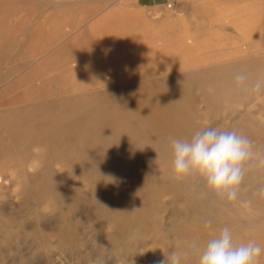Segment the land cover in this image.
I'll return each mask as SVG.
<instances>
[{
    "label": "rangeland",
    "instance_id": "1",
    "mask_svg": "<svg viewBox=\"0 0 264 264\" xmlns=\"http://www.w3.org/2000/svg\"><path fill=\"white\" fill-rule=\"evenodd\" d=\"M236 72L264 77V0H0V264H157L224 226L264 246V168L235 202L171 170L208 127L264 148Z\"/></svg>",
    "mask_w": 264,
    "mask_h": 264
},
{
    "label": "clouds",
    "instance_id": "2",
    "mask_svg": "<svg viewBox=\"0 0 264 264\" xmlns=\"http://www.w3.org/2000/svg\"><path fill=\"white\" fill-rule=\"evenodd\" d=\"M234 80L238 89L264 90V77L250 85L246 73L236 72ZM170 148L173 179L197 175L205 181L208 191L228 202L238 200L247 172L264 168V148L257 147L254 141L235 128L197 130L190 138H172ZM253 195L264 199V186ZM203 223L211 229L213 221L205 219ZM189 250L197 256L198 264H259L264 255V246L252 239L237 243L232 229L224 226L204 243L192 240L188 250L163 252L164 258L157 264H183Z\"/></svg>",
    "mask_w": 264,
    "mask_h": 264
},
{
    "label": "bare ground",
    "instance_id": "3",
    "mask_svg": "<svg viewBox=\"0 0 264 264\" xmlns=\"http://www.w3.org/2000/svg\"><path fill=\"white\" fill-rule=\"evenodd\" d=\"M255 6H256V5H255ZM262 14H263V13H262ZM255 15H256V14H255ZM103 17H104V16H103ZM231 18H232V17H231ZM228 26H229V25H228ZM89 27H90V25H89ZM141 28H142V27H141ZM137 32H138V31H137ZM116 36H117V35H116ZM152 42H153V41H152ZM137 54H138V53H137ZM75 75H76V74H75ZM75 77H76V76H75ZM120 87H121V86H119V88H120ZM263 93H264V92H263ZM87 109H88V108H87ZM97 129H98V128H97ZM84 130H85V129H84ZM84 130H83V131H84ZM81 131H82V130H81ZM81 134H82V133H81ZM96 135H97V134H96ZM110 136H111V135H110ZM94 137H95V136H94ZM97 139H98V138H97ZM97 139H96V140H97ZM92 140H93V139H92ZM98 140H99V139H98ZM91 143H93V142L91 141ZM94 143H95V142H94ZM94 143H93V144H94ZM56 144H57V143H56ZM95 145H96V144H95ZM99 145H100V144H99ZM92 146H93V145H92ZM116 147H117V146H116ZM120 147H121V146H120ZM95 149H96V148H94V150H95ZM100 149H101V148H100ZM96 150H97V149H96ZM57 151H59V150H57ZM90 151H91V150H90ZM32 152H33V151H32ZM66 152H67V151H66ZM66 152H65V153H66ZM61 153H62V152H61ZM82 153H83V152H82ZM82 153H81L80 155H82ZM89 153H91V152H89ZM57 154H58V153H57ZM93 154H95V153H93ZM55 155H56V153H55ZM62 155H63V153H62ZM65 155H66V154H65ZM52 156H53V155H52ZM83 157H84V156H83ZM54 158H55V157H54ZM57 158H59V157L57 156ZM65 158H66V157H65ZM88 158H89V157H88ZM80 163H81V162H80ZM81 164H82V163H81ZM73 165H74V163H73ZM78 166H79V165H78ZM83 166H84V165H83ZM81 167H82V166H81ZM1 177H2V176H1ZM3 178H4V177H3ZM0 179H1V178H0ZM99 181H100V180H99ZM99 181H98V182H99ZM111 182H112V181H111ZM99 183H100V182H99ZM99 183H98V184H99ZM109 183H110V182H109ZM99 185H100V184H99ZM95 186H96V185H95ZM95 186H94V187H95ZM96 188H97V187H96ZM96 188H95V189H96ZM158 188H159V187H158ZM117 189H118V188H117ZM104 190H105V189H104ZM206 190H207V189H206ZM102 192H103V191H102ZM110 192H111V191H110ZM74 193H75V192H74ZM97 193H98V191H97ZM104 193H105V192H104ZM104 193H103V194H104ZM75 194H77V193H75ZM78 195H79V194H78ZM78 195H77V196H78ZM139 195H140V194H139ZM101 196H102V195H101ZM67 197H68V196H67ZM94 197H95V196H94ZM68 198H69V197H68ZM95 199H96V198H95ZM200 199H201V198H200ZM203 199H204V198H203ZM97 201H98V200H97ZM161 201H162V200H161ZM91 202H92V201H91ZM92 204H93V202H92ZM94 204H95V203H94ZM98 204H99V203H98ZM152 206H153V205H152ZM155 206H156V205H155ZM150 207H151V206H150ZM2 208H3V206H2ZM113 208H114V207H113ZM111 209H112V208H111ZM114 210H115V208H114ZM117 210H118V208H117ZM160 210H161V209H160ZM3 211H4V210H3ZM3 211H2V214H3ZM110 211H112V210H110ZM114 212L116 213V211H114ZM149 212H150V211H149ZM111 213H112V212H111ZM118 213H119V212H118ZM0 214H1V213H0ZM2 214H1V215H2ZM169 214H170V212H169ZM117 215H118V214H117ZM3 216H4V215H3ZM125 216H126V215H125ZM127 219H128V218H127ZM3 220H4V218H3ZM119 220H121V219H119ZM231 220H232V219H231ZM96 221H97V220H96ZM126 221H127V220H126ZM128 222H129V221H128ZM131 223H132V222H131ZM131 223L129 222V224H131ZM126 224H127V223H126ZM1 226H2V225H1ZM68 228H69V227H68ZM65 229H66V228H65ZM69 229H70V228H69ZM69 229H68V230H69ZM57 230H58V229H57ZM71 231H72V229H71ZM57 232H60V231H57ZM116 232H117V231H116ZM116 232H115V236H116ZM145 232H146V231H145ZM71 233H72V232H71ZM119 233L121 234V232H119ZM60 234H63V233H60ZM64 234H65V235H64V236L62 235L61 237H60V236H57V238L59 237L57 243L63 245L64 248H65L66 250H68L69 254H73V253L75 252V248H74L73 245H75V244H71L70 241H69V243H68V242H67V241H68L67 237H68L69 235L66 236V235H67L66 232H65ZM75 234H76V233H75ZM58 235H59V234H58ZM113 235H114V234H113ZM65 236H66V237H65ZM71 236H72V235H70L69 237H71ZM74 236H76V235H74ZM117 236H119V234H118ZM69 237H68V238H69ZM112 237H113V236H112ZM75 238H76V237H75ZM114 238H116V237H114ZM117 238H118V237H117ZM71 239L73 240V238H71ZM76 239H78V238H76ZM76 239H75V240H76ZM40 240H41V239H40ZM42 240H44L43 237H42ZM42 240H41V241H42ZM69 240H70V238H69ZM113 240H114V239H113ZM45 241H46V240H45ZM72 243H73V242H72ZM76 243H77V242H76ZM56 245H57V244H56ZM56 245H55V246H56ZM77 245H78V244H77ZM56 247H57V246H56ZM56 247H55V248H56ZM55 253H56V252H55Z\"/></svg>",
    "mask_w": 264,
    "mask_h": 264
}]
</instances>
